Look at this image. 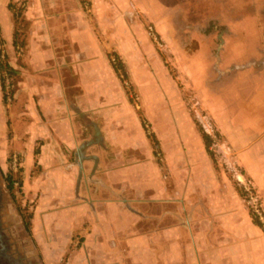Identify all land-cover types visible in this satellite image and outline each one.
Masks as SVG:
<instances>
[{"label": "crops", "instance_id": "1", "mask_svg": "<svg viewBox=\"0 0 264 264\" xmlns=\"http://www.w3.org/2000/svg\"><path fill=\"white\" fill-rule=\"evenodd\" d=\"M116 2L0 0V61L13 71H0V136L12 132L14 140L19 138L18 145L28 147L21 150L27 161L40 144L42 160L61 163V173L50 172L45 187L61 189L66 202L74 192L79 195V212L91 216L80 233L93 243L82 248L92 264H264V230L228 180L232 199L215 203L204 195L200 202L190 195L188 202L174 197L165 203L164 167L151 160L154 148L142 121L137 120L134 132L133 105L110 60L111 52H117L129 71L124 51L132 31L117 28ZM165 28L157 20L161 33ZM260 32L257 27L255 41ZM205 33L201 29L197 38L210 44L212 37ZM245 45L237 38L231 47ZM257 62L260 93L255 104L212 119L264 208V125L259 124L264 118V62L260 57ZM228 63L222 57L221 65ZM2 82L9 94L6 104ZM142 153L146 160H135ZM76 208L68 209L70 227Z\"/></svg>", "mask_w": 264, "mask_h": 264}, {"label": "rangeland", "instance_id": "2", "mask_svg": "<svg viewBox=\"0 0 264 264\" xmlns=\"http://www.w3.org/2000/svg\"><path fill=\"white\" fill-rule=\"evenodd\" d=\"M116 1L117 28L132 31L124 51L128 52L129 71L126 67L127 74L121 71L120 76L134 109V132L140 120L161 143L151 160L164 167L165 203H172L174 197L188 202L190 195L200 202L204 195L215 203L232 199V188L224 182L228 180L248 207H252L250 198L241 193L246 191L244 185L252 188L264 215L260 195L242 175L231 144L212 120V115L235 114L241 106L250 102L254 105L260 93L254 72L258 71V58L264 62V0H154L155 4L145 0ZM19 9L22 12L24 6ZM200 9L206 11L205 17L196 15ZM164 14L167 18L162 17ZM211 19L224 30L209 33ZM157 20L166 23L165 33L157 29ZM257 27L261 28L260 40L255 41ZM201 29L205 36L212 37L210 44L197 38ZM237 38L248 45L233 49L231 45ZM113 53L117 52H111L110 60ZM222 57L231 63L223 67ZM198 124L214 138L216 166L202 146ZM259 124L264 125V118ZM18 139L14 140L12 132L8 137L0 136V264H92V258L83 250L89 248L83 246L91 248L93 243L86 242L87 236L80 233L89 226L91 216L79 212L83 205L79 195L74 192L66 202L61 189L51 192L45 187L51 179L47 175L55 169L59 171L61 163L42 160L40 144L33 148L34 157L25 160L21 150L28 147L19 146ZM145 157L143 153L134 156L141 161ZM210 170L218 177L212 178ZM8 174L22 181L14 184L15 196L7 187ZM60 181L58 177L57 185H61ZM70 205L77 207L72 214L73 227L68 226ZM86 217L87 223L83 220Z\"/></svg>", "mask_w": 264, "mask_h": 264}, {"label": "trees", "instance_id": "3", "mask_svg": "<svg viewBox=\"0 0 264 264\" xmlns=\"http://www.w3.org/2000/svg\"><path fill=\"white\" fill-rule=\"evenodd\" d=\"M19 11H20V9H19ZM201 17H204V16H201ZM211 23H212V28H211V30H208V31L213 32L214 30H218V29L219 30H224L223 27H221L219 25L218 26L216 25V21L214 19L213 20L211 19ZM207 26L210 27V23L207 24ZM206 29H207V27H206ZM112 55L114 56V58L111 59V63L113 65L114 70L117 72V74L120 76V74H121L120 72L121 71L124 74H127L125 62L123 61V59L118 55V53H113ZM0 71L1 72L6 71L10 75L13 74V71H12L11 67L7 63H3V61H0ZM2 89H3V100H4V103L6 104L9 101V94L7 93V91L5 89L4 82H2ZM142 124H143V127H144V129L146 131V134H147L148 138L151 140V142L153 144L154 154L156 155L157 152L161 149V143H160L157 135L154 132H149V130L145 127L144 122H142ZM197 127H198L197 130H198L199 136L202 139V142L204 144L205 151L207 152L208 156L212 160L213 164L216 166V164H217L216 151L213 149L214 138H213V136L211 134L206 133V131L201 126H199V124L197 125ZM218 166H220V165H218ZM6 181L8 182L7 187L9 189V191L12 193L13 196H15L14 193H13L14 184L16 182L22 183V181L20 179H15L11 174L7 175ZM242 194H247V191H243L241 193V195ZM259 203L261 204L260 200H259ZM249 209H250V214H251V216L253 218L254 223L264 230V220H262L260 218V216L257 213L254 212L252 207H249ZM25 225H26L27 230L30 231V222H29V220L25 221Z\"/></svg>", "mask_w": 264, "mask_h": 264}, {"label": "built area", "instance_id": "4", "mask_svg": "<svg viewBox=\"0 0 264 264\" xmlns=\"http://www.w3.org/2000/svg\"><path fill=\"white\" fill-rule=\"evenodd\" d=\"M245 190L247 191V195L250 198L251 206L255 213H257L262 220H264V215L262 213L261 204L259 203V199L256 196V194L253 192L252 188L248 187L247 185H244Z\"/></svg>", "mask_w": 264, "mask_h": 264}]
</instances>
